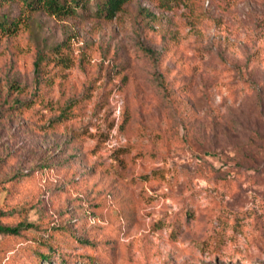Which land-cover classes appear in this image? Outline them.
Returning <instances> with one entry per match:
<instances>
[{
    "label": "rangeland",
    "instance_id": "rangeland-1",
    "mask_svg": "<svg viewBox=\"0 0 264 264\" xmlns=\"http://www.w3.org/2000/svg\"><path fill=\"white\" fill-rule=\"evenodd\" d=\"M96 2L0 0V264H264V0Z\"/></svg>",
    "mask_w": 264,
    "mask_h": 264
},
{
    "label": "trees",
    "instance_id": "trees-1",
    "mask_svg": "<svg viewBox=\"0 0 264 264\" xmlns=\"http://www.w3.org/2000/svg\"><path fill=\"white\" fill-rule=\"evenodd\" d=\"M93 0H21L22 5L29 11H43L48 16L64 19L77 15L81 9H86ZM130 0H98L96 2V14L103 19L111 20L123 9ZM8 25V26H6ZM0 26L5 29L15 28L16 20L3 18ZM42 59L35 64L36 73L39 74ZM26 227L24 223L17 226H6L0 224V234L17 236L20 231ZM31 227V226H28ZM42 258L48 259L49 256L41 255Z\"/></svg>",
    "mask_w": 264,
    "mask_h": 264
}]
</instances>
